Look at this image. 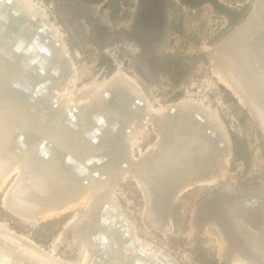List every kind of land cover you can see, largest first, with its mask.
<instances>
[{
	"label": "water",
	"instance_id": "water-1",
	"mask_svg": "<svg viewBox=\"0 0 264 264\" xmlns=\"http://www.w3.org/2000/svg\"><path fill=\"white\" fill-rule=\"evenodd\" d=\"M9 8L8 12H5L3 5L0 4V136H4L0 140L2 143L0 160H4V155L20 158L30 152L31 160L34 156L40 160V162L33 160L32 167L49 159V166L52 165L66 177L67 181L68 178L75 181L77 186L91 184L93 181L96 184L112 182L125 171L140 172L138 171L140 162L148 158L147 156L149 158L154 156L157 153V146L149 148L143 156H131L128 145L122 138L126 125L122 123L121 126L119 119L121 115H136L141 118L139 126L143 125L145 118L141 112L146 108L140 103L142 100L130 95L123 85L114 84L116 89L108 85L104 93L108 104L100 106L95 103L89 110L85 109L86 111L83 108L78 110V105L65 109L60 101V87L64 80L47 76L41 81L38 74L45 72L50 66L55 71L64 72L69 76L72 67L69 59L60 51L58 43L53 42L47 35V38L42 37L43 32L31 29L27 23L20 24V30L18 28L12 30L16 23L11 25L8 18L17 15L18 12L15 8ZM23 28L31 29L28 36L19 34ZM250 33H254V36L249 37ZM224 44H232L237 50L236 54L227 56L230 59L228 64L237 69L235 83L230 80L229 84L236 91L243 87L247 94H252L253 103H249L250 109L253 108L251 112L258 114L259 122L264 124V0L259 10L253 9L209 49L207 55L210 61L225 62L218 51ZM55 64L58 67H55ZM253 66L256 74H252L251 78L240 74L244 68ZM237 78L243 85L238 84ZM46 93H49V96H46ZM108 107L111 110H108ZM164 112L171 114V119L164 120L171 124L166 123L165 129L161 130L165 135L173 128L179 126L183 129L187 126L191 129L189 132L206 145L204 152L192 153L194 161L186 164L188 169L194 171L195 168L196 170L205 168L210 163L206 161H210L211 157L216 158L215 156H221L220 166L226 165L229 143L220 130L206 119L201 110L197 107L182 106L177 102ZM152 118L154 117L148 119ZM262 134L264 136V133ZM30 147H34V150ZM118 151L122 153L123 159L114 155ZM6 166L7 164L4 167ZM145 172L147 174L140 172L139 176L146 177L148 182L152 183L151 176L156 173V168L148 167ZM202 172L196 171V174ZM159 176L160 179H155L157 185L154 189L149 188L147 194L151 197L157 192L160 194L164 204L162 218L165 221L166 216L170 218V211L177 197L196 183L193 184L194 180L189 176L190 179L184 182L187 183L186 186L179 188L177 186V190L173 191L176 188L172 190V179L164 174ZM152 184L154 185V181ZM221 194L210 192L196 206L200 209L201 217L214 219L233 237L232 241L238 245L239 250L249 255L255 264H264V183L254 190L234 192L230 202H223ZM214 202L219 204L215 205ZM109 204L98 203L93 208L95 230L92 231L91 240L95 242L96 253L89 264H174L166 251L148 241L146 254L150 253L152 257V248L159 252L154 250L157 260L154 258V261H150L151 258H144L143 251L136 249L135 226L128 219L121 217L122 215L119 217L122 213L113 207L114 205ZM249 215L250 219L246 217ZM12 243L15 246L9 239L0 235V264H37L13 241Z\"/></svg>",
	"mask_w": 264,
	"mask_h": 264
},
{
	"label": "rangeland",
	"instance_id": "rangeland-1",
	"mask_svg": "<svg viewBox=\"0 0 264 264\" xmlns=\"http://www.w3.org/2000/svg\"><path fill=\"white\" fill-rule=\"evenodd\" d=\"M33 1L63 33L78 88L94 77L108 80L120 65L122 72L135 76L133 79L152 106L180 102L186 93L196 100L205 96L204 104L215 112L227 135V181L236 192L254 190L264 182V136L246 110L237 105L232 93L215 83L207 55L248 15L255 0ZM210 81L211 86L207 85ZM145 128H150V124ZM154 139L151 131H143L139 148L147 150ZM117 187L119 207L137 228L139 237L147 236L179 264H219L212 238L186 237L191 210L208 193H215V186H194L182 193L170 211L173 233L163 238L156 232L147 235L141 231L143 201L136 186L128 181ZM1 195L0 191V200ZM67 220L65 215L29 226L14 219L0 205L1 224L45 250L53 246L56 256L65 262L77 260L73 245L68 243L69 234L54 241L59 239Z\"/></svg>",
	"mask_w": 264,
	"mask_h": 264
},
{
	"label": "bare ground",
	"instance_id": "bare-ground-1",
	"mask_svg": "<svg viewBox=\"0 0 264 264\" xmlns=\"http://www.w3.org/2000/svg\"><path fill=\"white\" fill-rule=\"evenodd\" d=\"M262 2L263 0H255L249 13H251L253 9L255 11L259 10ZM0 4L3 5V11L5 12H8V9H10L9 7L15 8L18 12L17 15L8 18L11 25L16 23V27L12 28V30H16L17 28L19 29L21 26L20 24L23 22L27 23L31 29L43 32L44 35L42 34V37L47 38L48 36L53 42L58 43L60 45V51L69 59L72 66L71 74L69 76H66V73L64 72L55 71L53 67L50 66L45 69V72L38 74L41 81H44V78L47 76L64 80L63 85L60 87V101H62L61 104L65 109H69L72 105H78V110L83 108V110L86 111L85 109L89 110L95 103L100 106L106 105L108 102L105 100L106 97L104 93L107 91L108 85H111L113 89H116L114 84L123 85L125 90L128 91L130 95H133L135 98L138 97L140 101L142 100L140 103H143L146 110H148L141 112L145 119H143V125L140 126L139 122H141V118L136 115H121V119H119V123L121 120V126H123L122 123L128 126V130H126V126H124L123 129L125 132L122 133V138L124 143L128 145L131 152L130 155L134 156V154H137L143 156L145 151H148L149 148L157 146V153L155 155L153 154L154 156L150 158L147 156L148 158L143 159L140 162L138 171L141 173L137 171L136 173L125 171L119 174L120 176H118V179H113L112 182L108 181L96 184L95 181H93L91 184L78 186L75 181H72L69 178L67 181L66 177L60 174L59 171H57L52 165L49 166V159L43 160L45 162H41L39 165L32 167V161L37 160V158L34 156L31 160L29 156L30 152L20 158L16 156H12L11 158V156L8 157V155H4V160H2L3 162L0 160V191L2 192L0 200L1 208L16 220L29 226L37 225L47 219H57L68 215V220L64 222L61 229L60 237L59 239H55L54 243L58 242L60 238L62 239L65 233L69 234L70 242L68 243L73 245V250L77 260H69L65 262L62 260L63 258L56 256L53 246L50 247V250H45L33 243L31 240L27 239L24 235L17 236L15 233L13 234L10 230H8V228H6L4 223H0V235L2 237L9 239L11 244H13V241L20 250L25 252L30 258L34 259L37 264H89L95 258L96 253L95 242L91 240V236H93L92 231L95 230L93 227L92 212L95 205L98 203L103 204L104 202L110 203L111 205H114L113 207H116L120 213H122L119 214V217L122 215L121 217L126 218L125 214L119 207L115 194L118 189L117 186L121 183H126L128 181L132 182L136 186L141 200L143 201L141 223L144 230L141 231L146 232L147 235H150L151 232H156L160 238L171 235L173 233L174 226L172 220L168 216L165 217V221L162 218V215H164V204L160 194L158 195L157 192L153 197L147 194L149 188L154 189V186L157 185L155 179H160L161 177L159 175L164 174L172 179V190L177 186V188H179V186H186L187 183L184 182L190 178L194 180L193 184H196L189 188L194 186H215L218 190L214 194L217 195L220 192L222 193L221 197H223L222 201L230 202V197H234L232 195H234V192L236 191L227 181L228 173H226V165L224 164L223 166H220L221 156H215L216 158L211 157L209 159L210 161H206L210 163H208L209 165L205 168L203 167L198 170L195 168L194 171L190 170L186 167V164L190 161H194L192 153L195 151L204 152L206 145H204L201 139L195 137L192 132H189L191 129L187 126L183 127V129L179 126L178 128H173L171 132L167 131L166 135L163 131H161L162 129H165L167 123L164 120L167 118L171 119V114H166L164 110L177 103L169 104L165 107L157 106L158 108L156 106H152L151 103L148 102V99L145 98L141 87H138L133 79L135 76L130 75L127 72L126 74L125 72H122L120 65H117L114 68L115 70L108 80L102 79L98 81V78L94 77L91 78L89 84H83L78 88L76 83L77 73L73 68L70 56L67 54L68 51L63 41V33L53 24V22L49 21L43 8L33 0H0ZM29 30L23 28L19 34H26L28 36L30 34ZM38 35H40V33ZM249 35V37H252L254 36V33H250ZM218 51L220 53V57L227 64L230 61L227 56L234 55L237 52L232 44L221 45ZM225 62H212L209 68L210 74L215 79V83L222 85L232 93V96L237 101V105L246 110L249 117L256 124L258 130L261 133H264V124H261V121L259 122L258 114L251 112V110L253 111V108L250 109V104L253 103L252 94H247V90L243 87H239V90L236 91L233 86L229 84L230 80L235 83L234 77L237 69L231 64L227 65ZM239 65H242V63H239ZM54 66L58 67L56 64ZM240 74L251 78L252 74H256L255 67H246ZM237 82L238 84L243 85V83H240L238 78ZM212 83L213 82L207 85L211 86ZM46 96H49V93H46ZM179 101V104L182 106L197 107L204 113L209 122L213 123L225 137L227 136L224 129L221 127V124H219L215 112L205 105L207 101L205 96L196 100L189 98L188 93H186L185 97ZM98 110L100 111L101 109ZM108 110L111 109L108 107ZM149 117L154 118L148 119ZM179 119L181 122L182 116ZM147 123L150 124V128L148 129L145 128ZM167 124H171V122ZM131 127L133 128L129 130ZM155 129H157L158 132H155ZM146 130L151 131V133L155 135V139L152 146L148 147L147 150L142 151L139 148V137L142 135V132ZM3 137V135L2 137L0 136V140ZM1 144L2 143L0 142V147L2 146ZM30 149L34 150V147H30ZM229 154L230 151L225 158V163L228 161ZM114 155H116L119 159H123V155L120 151L115 152ZM198 157L200 156L198 155ZM206 157L207 156L205 155L204 158ZM37 161L40 162L39 159ZM5 164H7L6 167H4ZM151 166L156 168V173L151 176L153 177L152 183L154 181V185L149 180L150 184L146 177L139 176V173L147 174L145 171L148 167L151 168ZM196 171L203 172L196 174ZM177 188L173 191L177 190ZM214 204L218 205L219 203L214 202ZM212 208L214 209V206ZM246 217H248V219L251 218L250 215ZM129 222L133 224L130 220ZM111 231L117 236L114 230L111 229ZM134 233L137 247L136 249H139L141 252L143 251L142 254L144 258H151L152 260L150 261H154V258L157 260L155 251L158 253V250L154 249V251L153 248L151 249V252L153 253L152 257L150 253L146 254L147 247L149 246L146 241L151 243L153 242L149 241L147 239L148 237L145 235L139 237L137 235V228L134 229ZM228 234V231L223 229V227L219 225V223L215 222L214 219H209L207 217L202 218L200 215V209L195 207L191 210L189 230L186 237L189 239H192L194 236L212 238L214 242L213 244H215L214 247H216L215 256L218 259L219 264H255L254 260L251 259L249 255H246L243 251L237 248L238 245L232 241L233 237ZM233 235L236 236L234 232ZM119 237L121 238V241H123L121 235ZM172 261L174 264H179L174 258H172Z\"/></svg>",
	"mask_w": 264,
	"mask_h": 264
}]
</instances>
